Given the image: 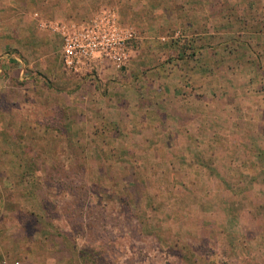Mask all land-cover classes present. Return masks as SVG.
<instances>
[{"label":"rangeland","instance_id":"rangeland-1","mask_svg":"<svg viewBox=\"0 0 264 264\" xmlns=\"http://www.w3.org/2000/svg\"><path fill=\"white\" fill-rule=\"evenodd\" d=\"M103 8L129 65L63 79L49 24ZM0 69V261L264 264V0H0Z\"/></svg>","mask_w":264,"mask_h":264},{"label":"built area","instance_id":"built-area-1","mask_svg":"<svg viewBox=\"0 0 264 264\" xmlns=\"http://www.w3.org/2000/svg\"><path fill=\"white\" fill-rule=\"evenodd\" d=\"M49 27L61 37V62L68 72L87 74L106 65L119 68L129 63L134 52L135 36L118 26L109 8L83 24L55 23ZM0 264L8 263L2 260Z\"/></svg>","mask_w":264,"mask_h":264},{"label":"crops","instance_id":"crops-1","mask_svg":"<svg viewBox=\"0 0 264 264\" xmlns=\"http://www.w3.org/2000/svg\"><path fill=\"white\" fill-rule=\"evenodd\" d=\"M59 40H60V38H59ZM60 50H61V40H60V48L58 50V54H59L58 62H57L58 64L56 63L57 66L55 67V69H56V72H58L60 75H63V77H62L63 79L68 80V79H70V77L72 76L73 73L63 70V67H62V64H61L62 62H61ZM128 65L129 64H126L125 66H128ZM114 69H115L114 67H112L110 65H106L105 68L100 69V70H102L104 72V71H109V70H114ZM13 71H14V69H13ZM8 82H9L8 76L5 75V76L0 77V87L5 86V84H7ZM164 95L166 96L167 94H164ZM166 100H167L166 97L161 96L160 101H162L161 103H163V105H161V107L164 109V110L161 109L162 111L161 110H156L157 108H155V111H153L152 109L147 111V110L144 109L145 108L144 107L143 108L144 109L143 112L140 111L141 115L138 116V117H140L139 118L140 119L139 126H142L144 128H147L146 126H148L150 129H152L154 131H160V132H163V133H168V132L178 133V131H182V132L186 133V132H193V131H198V130H202V129L208 131L209 130V128H208L209 126L206 128V125H208V124L213 126V125H216V123H218L220 125V127H222L223 131H224V126H227L228 124L234 125V123H235L236 126H234V129H236L237 126L239 125L236 122H234V123L232 122V121L235 120L236 117H238V115L233 113V112H229V113L226 114V112L224 111L225 118L223 119L222 115L219 116L215 111L214 112L213 111H211V112L206 111V112H203V113H200L198 111L197 112L198 113L197 117H199V115L200 116H205L204 120L206 118L207 121L206 120H205V122L201 121L196 126L192 125L191 128H189L190 126H188V128L185 129V130H179L180 124H175V125H170L169 124V120L168 119L169 118L170 119L173 118L175 116V114H173L172 112H171V114H169L168 111H165V109H166L165 108L166 107V105H165L166 104ZM207 105L210 106L209 104H207ZM152 112H154V113H152ZM176 115H179V113H177ZM210 117H211V120H209ZM246 117L247 116L244 115L243 119L245 121L247 120V118H249V117H247V118ZM257 118H260L263 121L264 120V114H259ZM208 121H209V123H208ZM193 126H194V128H192ZM167 142H170V141L167 140ZM176 142H178V140Z\"/></svg>","mask_w":264,"mask_h":264}]
</instances>
